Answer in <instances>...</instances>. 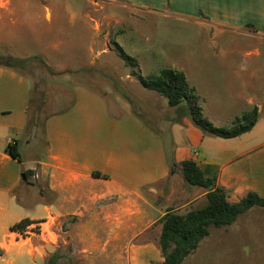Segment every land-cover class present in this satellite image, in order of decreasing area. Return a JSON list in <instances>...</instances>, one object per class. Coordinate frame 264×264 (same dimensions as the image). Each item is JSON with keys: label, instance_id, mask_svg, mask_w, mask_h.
I'll return each mask as SVG.
<instances>
[{"label": "crops", "instance_id": "0c3cea01", "mask_svg": "<svg viewBox=\"0 0 264 264\" xmlns=\"http://www.w3.org/2000/svg\"><path fill=\"white\" fill-rule=\"evenodd\" d=\"M65 1L0 0V49L20 50L44 40L63 43L60 36L66 43L85 44L92 22L94 28L99 26L91 9L106 7L197 22L211 27L218 38L243 34L264 45V0ZM44 29L51 35L42 39ZM253 53L214 45L213 52L197 55L194 63V75L208 78H202L201 85L188 81L213 125L232 124L256 107L259 118L249 132L214 138L189 127L185 115L166 120L174 135L182 127L190 128L186 138L191 148L183 157L173 155L171 164L193 160L205 178L215 179L230 203L249 192L264 197V67L252 68L256 58L264 63V52ZM228 55L240 56L242 62L234 67ZM255 77H261L260 84L252 83ZM57 80L74 94V105L46 121L43 141L34 133L22 136L31 82L0 64V264H44L58 250L63 252L57 264L162 261L157 221L169 207H157L151 196L157 194L153 185L167 178L171 168L163 138L122 98L108 101L107 96L73 84L69 76ZM14 141L18 159L6 152ZM176 148L173 142L174 154ZM24 171H29L27 180ZM205 194L180 208L207 202ZM254 208L258 207L248 211ZM177 209L173 211L179 213ZM23 219L32 222L29 228L47 230L46 237L11 229Z\"/></svg>", "mask_w": 264, "mask_h": 264}, {"label": "rangeland", "instance_id": "374dc122", "mask_svg": "<svg viewBox=\"0 0 264 264\" xmlns=\"http://www.w3.org/2000/svg\"><path fill=\"white\" fill-rule=\"evenodd\" d=\"M40 1L47 4L66 2L65 0H35V2ZM91 5L94 4L91 3ZM90 15L92 19L99 21V26L94 28L92 22L87 43H66L65 36H60L59 40L64 41L63 43L44 40V43H28L20 50L13 49V47L4 48V51L0 49V64L6 63L5 59L9 56L25 58L39 55L49 65L53 73L73 70L78 66L93 67V69L99 70L101 78H90L88 85L93 89L107 92V100L111 101L114 96L121 98L114 91V85L111 83V81L119 82L120 87L116 86L117 90L125 89L132 99L133 105L122 99L163 138L170 165H172L170 158H173V155L175 158L183 157L184 152L190 147L186 138L189 127L201 130L194 126L186 115V119L190 123L189 127L180 128L182 130L175 135L173 132L170 133L171 128L166 120L179 116L183 119V110L168 107L166 98L155 91L144 88L138 82L137 76L157 74L161 69L170 68L184 72L187 81L192 85H201V79L208 77L194 75L196 70L194 63L197 55L213 52L214 45L220 44L224 51H235L242 54L247 51L264 52V45L255 39H245L243 34L218 38L211 32V27H201L197 22H187L179 18H163L130 8L113 11L108 7L97 11L92 8ZM48 30L44 29L42 39L51 35ZM120 50L124 51L127 56L136 59L138 65L132 66L125 63ZM228 58L234 67L237 63L242 62L240 56L228 55ZM253 58L255 56L251 57V59ZM198 62L201 61L198 60ZM263 67L262 60L256 58L252 68ZM24 73L30 79L31 85L35 81L41 89L46 92L50 91L49 102L56 99L55 96L62 92L61 94L66 95L64 98L67 99L64 102L58 100L56 104L59 107L69 103L70 94L62 91L63 88L57 80L58 77L51 76L39 61H33L31 65L25 67ZM254 79L252 83H261V77ZM230 125L231 123L224 121L223 124L216 123L214 126ZM34 134L36 139L43 141L42 132L37 131ZM173 142L177 143L175 154L173 153ZM193 146L196 148V145ZM171 167L175 173L173 177L156 185L157 194L154 196V201L157 203V207L179 208L177 211L183 214L207 203L204 200H198L193 205L180 208L185 202L201 196L205 191L188 186L183 179L180 166ZM161 210L163 211L164 208ZM155 235L156 232H153L152 236ZM56 252L62 253L63 250ZM64 252L70 254L69 251ZM184 264H264V208H254L239 215L230 226L219 228L210 226L209 235L184 260Z\"/></svg>", "mask_w": 264, "mask_h": 264}, {"label": "trees", "instance_id": "16d2710c", "mask_svg": "<svg viewBox=\"0 0 264 264\" xmlns=\"http://www.w3.org/2000/svg\"><path fill=\"white\" fill-rule=\"evenodd\" d=\"M121 56L125 59V63L137 66V60L127 56L124 51L120 50ZM7 67L15 70L22 76L28 78L24 73L25 67L32 62L39 61L48 70L53 77H61L68 75L75 85L83 86L88 90L106 98L105 91L93 89L88 85L89 79H100L98 71L93 67L86 68L78 66L73 70H65L53 73L49 65L39 55H32L25 58L9 56L5 59ZM90 72V74H88ZM138 82L147 90L155 91L167 100L168 107L183 110V115H187L194 126L199 128L204 136L232 139L244 133L249 132L259 118L256 107L249 112L243 113L234 118L230 126L216 127L214 126L202 112L201 99L195 88L190 86L184 72L176 69L164 68L157 74H149L147 76H137ZM114 85L112 88L121 98L133 105L132 99L125 92V89L117 90L119 82L111 81ZM120 87V86H119ZM123 88V87H121ZM70 94L69 103L59 106V101L64 102V94H57L56 99L49 102V92L41 89L39 84L34 81L31 85L28 104L26 107V124L22 132V136L40 131L44 133L46 121L55 115L63 114L68 111L75 103L74 94L67 90H62ZM64 98V99H63ZM55 103V105H54ZM57 107V108H55ZM6 152L14 159L19 158L18 143L14 141L6 148ZM171 166H175L172 164ZM181 174L188 186L203 189L206 194L207 203L199 209H193L183 214L173 211L169 208L167 212L157 221L161 225V233L159 236V246L162 255V261L152 264H184V260L192 254L199 246L202 240L209 235V227L216 228L230 226L239 215L247 212L253 207L264 208V197H260L255 192H249L238 202L230 203L227 199L226 192L216 187L215 179L205 178L197 164L193 160H184L180 163ZM174 174L171 167L169 176ZM25 180L28 179L29 171L23 173ZM165 178L164 180L168 179ZM162 180V181H164ZM154 184L153 186H156ZM212 186L211 189L209 187ZM154 201V196H151ZM155 204H157L154 201ZM159 205V204H158ZM32 222L29 219H23L14 224L11 229L14 231H23L25 227ZM62 255L54 253L44 264H57ZM73 264V263H70Z\"/></svg>", "mask_w": 264, "mask_h": 264}, {"label": "built area", "instance_id": "2783aa9c", "mask_svg": "<svg viewBox=\"0 0 264 264\" xmlns=\"http://www.w3.org/2000/svg\"><path fill=\"white\" fill-rule=\"evenodd\" d=\"M25 231H30L29 233H36L38 235H43L44 237H46L47 235V230H43L40 226L35 228H29V226H27L23 231H17V232L24 233Z\"/></svg>", "mask_w": 264, "mask_h": 264}, {"label": "water", "instance_id": "95a60500", "mask_svg": "<svg viewBox=\"0 0 264 264\" xmlns=\"http://www.w3.org/2000/svg\"><path fill=\"white\" fill-rule=\"evenodd\" d=\"M22 177H23V179H24V176H23V175H22ZM211 188H212V186L209 187V189H211Z\"/></svg>", "mask_w": 264, "mask_h": 264}]
</instances>
